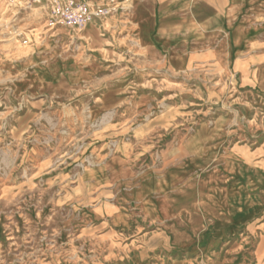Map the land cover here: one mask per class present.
<instances>
[{
	"label": "clouds",
	"instance_id": "clouds-1",
	"mask_svg": "<svg viewBox=\"0 0 264 264\" xmlns=\"http://www.w3.org/2000/svg\"><path fill=\"white\" fill-rule=\"evenodd\" d=\"M0 264H264V0H0Z\"/></svg>",
	"mask_w": 264,
	"mask_h": 264
}]
</instances>
